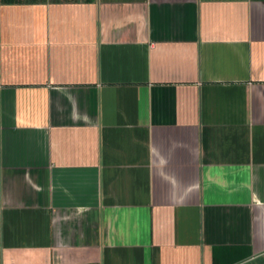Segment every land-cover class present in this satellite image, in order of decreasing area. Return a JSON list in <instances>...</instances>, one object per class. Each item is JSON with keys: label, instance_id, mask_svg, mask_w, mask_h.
I'll return each mask as SVG.
<instances>
[{"label": "crops", "instance_id": "crops-1", "mask_svg": "<svg viewBox=\"0 0 264 264\" xmlns=\"http://www.w3.org/2000/svg\"><path fill=\"white\" fill-rule=\"evenodd\" d=\"M0 264H264V0H0Z\"/></svg>", "mask_w": 264, "mask_h": 264}, {"label": "trees", "instance_id": "trees-1", "mask_svg": "<svg viewBox=\"0 0 264 264\" xmlns=\"http://www.w3.org/2000/svg\"><path fill=\"white\" fill-rule=\"evenodd\" d=\"M1 2L8 3V2H11V0H1Z\"/></svg>", "mask_w": 264, "mask_h": 264}]
</instances>
